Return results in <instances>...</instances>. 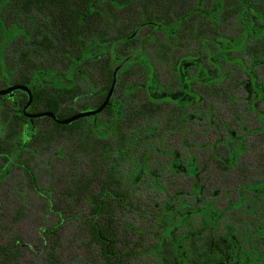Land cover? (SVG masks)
<instances>
[{
  "label": "trees",
  "instance_id": "trees-1",
  "mask_svg": "<svg viewBox=\"0 0 264 264\" xmlns=\"http://www.w3.org/2000/svg\"><path fill=\"white\" fill-rule=\"evenodd\" d=\"M251 1L0 0V83L5 87L7 81L11 85L24 84L32 91V103L27 109L25 106L29 102V95L22 90L15 91L19 97L14 130H6L4 136H0V160L4 162L0 178H3L13 162L16 166H24L31 184L36 188L34 169L24 163L26 152L48 149L63 133L74 134L80 131L83 143L79 148L92 156L91 161L96 170L86 179L80 178V182L71 189L74 195L85 198L90 205L86 215L90 241L98 245L101 254L112 264H125L129 257L142 252V255L161 256L167 241L177 247L184 235L174 233L184 219L182 214L171 212L168 206L164 211L152 214L164 223L158 242L139 252L137 246L141 243L132 245L134 242L129 239L128 232L132 227L126 228L125 237H121L114 217L116 207L137 208L132 200L135 190L130 189L137 186L138 181L134 176V185H123L121 170L124 162L132 153L141 149L144 152L140 158L146 157L150 150L148 144L156 137L155 130H138V127L133 126L139 112L135 96L138 91H135L136 85L128 80L140 71H148L149 75L153 72L151 59L141 43H138L139 35L146 28L160 31L165 39L159 43L158 54L166 61H169V55L174 57V63L178 61V52L185 46L187 39H207L208 55L222 54L226 57L232 53L235 45L223 35L224 23H238L242 25L240 30L248 31L247 16ZM107 9L110 11L109 17ZM195 33L198 35L195 36ZM33 36L46 49L59 50L61 58L67 60V71L72 75L84 71L90 65L99 69L98 77L102 87L91 95L88 106L83 103L77 109L71 104L86 93L78 81L66 83L57 73L32 61L31 57L37 52L27 48L24 43L32 40ZM14 39L22 40L20 56L25 71L11 80L12 75L2 57L6 45ZM195 45L200 46L199 43ZM150 78L153 80L155 77ZM112 88L113 95L103 110L112 122L107 120L99 129L97 121L93 119L94 115L82 117L70 124H60L49 116L29 119L25 113L51 111L60 119H65L81 110L98 108L105 102ZM127 99L129 105L125 103ZM152 102L146 99L144 106H152ZM40 120L41 124L37 125ZM26 124L30 130H27ZM92 183L98 187L93 192L90 190ZM142 215L150 216L146 212ZM60 218L61 222L65 219L61 213ZM137 230L141 239L140 229ZM120 242L125 244L123 248L118 247ZM0 250L10 255V247L0 245ZM51 264L60 263L56 259Z\"/></svg>",
  "mask_w": 264,
  "mask_h": 264
},
{
  "label": "flooded vegetation",
  "instance_id": "flooded-vegetation-1",
  "mask_svg": "<svg viewBox=\"0 0 264 264\" xmlns=\"http://www.w3.org/2000/svg\"><path fill=\"white\" fill-rule=\"evenodd\" d=\"M251 2L249 30H238L228 41L235 45L231 54L243 58L208 55L207 39L190 40L200 46L177 57L168 86L155 75L138 84L145 92L137 98L138 130H155L156 138L165 135L163 131L185 135L184 158L176 153L156 174L159 181L169 182L182 174L184 199L174 205L163 202L152 211L168 206L189 226L178 246L172 244L182 251L174 256L175 264H249L255 256L257 264L264 263V0ZM0 88L6 87L0 83ZM146 99L152 106H144ZM15 112V105L6 107L0 101L2 130H14ZM98 115L92 116L94 121ZM254 149L257 157L248 158ZM139 160L135 178L146 185L144 176L154 171L147 159ZM244 215L248 218L242 222ZM241 222L247 223L239 226Z\"/></svg>",
  "mask_w": 264,
  "mask_h": 264
},
{
  "label": "rangeland",
  "instance_id": "rangeland-1",
  "mask_svg": "<svg viewBox=\"0 0 264 264\" xmlns=\"http://www.w3.org/2000/svg\"><path fill=\"white\" fill-rule=\"evenodd\" d=\"M240 27L238 23L232 25L224 23L223 35L233 38L237 35L236 32L240 30ZM34 38L33 36L32 40L24 43L27 48L37 52L34 54L35 56L31 57L32 61L57 73L56 75L63 78L66 83L71 80L78 81L86 93L72 101L71 104L77 109H80L78 106L83 103H87L88 106L91 102V95L102 87L101 79L98 77L99 72L95 65L87 66L84 71L72 75L67 71V60L61 58L59 50H48ZM164 39L165 36L160 31L151 28L143 29L140 32L138 43H141L140 45L151 59L153 72L149 75L148 71H140L128 80L129 83L136 85L135 91L138 92L135 93V96L137 98L138 96L140 98L145 96V92L140 91L137 85L142 81H146L155 75L161 80V84L168 86L172 79L171 70L174 57L169 55V61H166L158 54L160 52L159 43ZM21 44L22 40H11L3 52L2 59L12 75L11 80L25 71L24 62L20 56V51L23 48ZM195 46L187 39L185 46L181 48L180 53L178 52L179 56L193 52L195 49L191 47ZM174 50L176 52V49ZM99 55L102 56V54ZM240 55L243 58L241 53L229 54V57L234 61L235 57ZM245 61H247L246 57ZM225 63H223L224 68L227 69ZM28 71L30 72L29 69ZM7 83V87L11 85V82L7 81ZM2 87H5L4 84ZM18 97L17 94H14L12 98H0V101H3L6 107L15 105L17 109ZM125 102L129 105V99ZM107 120L111 121L107 114L100 113L97 116V128H101L104 123H107ZM133 123L134 127H139L141 124L139 121ZM38 124H41V120L37 122ZM26 125L28 126V124ZM3 127L4 124L0 122V136H4L6 133V130H2ZM28 128L30 129V126ZM79 132L74 134L63 133L48 149L26 152L23 156L24 163L34 169L36 188L31 184L30 177L23 165L16 166L12 162L9 169L6 172L3 171L5 175L0 178V245L10 247L11 252L9 255L0 250L2 264H51L56 259L60 264H112L101 254L98 245L89 239L86 229V215L90 211L88 201L72 193V186L79 183L80 178L86 179L96 170L94 162L91 161L92 156L79 148L83 143V136ZM163 133L165 135L160 134L161 137H155L154 141L149 143L151 150L143 158L147 159L146 163L150 170L154 171V174L144 176L147 179L146 185L139 183L133 187L134 189H130L131 191L135 190L132 200L134 207L139 209L120 207L115 209L114 217L120 236L125 237L126 228L132 227L128 235L130 236L129 239L134 242L132 245L141 243L137 246L138 252L152 247L158 242L162 234L164 223H161L157 216L152 215L153 209L166 201H170V205L178 204L184 199V192L187 190L182 174L178 178H174L172 182L167 179L159 181L156 176L165 168L162 165H166V162L175 157L176 153H179L181 160L184 158V133H176L175 136L169 135L165 131ZM257 140L259 141V138ZM256 149L246 156L256 158L258 152ZM142 152L144 151L141 149V151L132 153L123 164L121 172L125 187L134 185L132 184L134 182L133 177L136 176V169L140 163L139 158ZM3 163V160H0V170ZM157 185L162 187L161 190L157 189ZM97 188V185L92 183L90 190L93 192ZM163 196L164 199L160 198ZM144 212L150 216L142 215ZM60 213L65 217L63 222H61ZM247 218V215L240 216V219H243L242 222ZM242 222L239 226L247 223ZM133 228L140 229L141 239L138 230ZM188 229L189 226L181 225L174 235L181 234ZM244 239V236H241L238 240L243 243ZM124 246L125 244L122 242L118 244L119 248ZM179 251L174 250L171 243L167 241L161 256L142 255V252L135 257H129L125 264H175L174 256ZM257 261L255 256L249 264H255Z\"/></svg>",
  "mask_w": 264,
  "mask_h": 264
},
{
  "label": "water",
  "instance_id": "water-1",
  "mask_svg": "<svg viewBox=\"0 0 264 264\" xmlns=\"http://www.w3.org/2000/svg\"><path fill=\"white\" fill-rule=\"evenodd\" d=\"M17 90H22L29 95V102L25 106V109H27L30 106V104L32 103V91L28 85L13 84V85H10L6 88H0V95H8V94L13 95V93ZM113 91H114V89L112 88L110 90L105 102L103 104H101V106H99L98 108H96L94 110L79 111V112L75 113L74 115H72L68 118H65V119H59L57 117V115L51 111H43V112H38V113H27V116L30 118L49 116V117L55 119L60 124H70V123H72V122H74V121H76L82 117H87V116H91V115L95 116L97 113H100L101 111H103L105 109V107L107 106L108 102L110 101V99L113 95Z\"/></svg>",
  "mask_w": 264,
  "mask_h": 264
}]
</instances>
